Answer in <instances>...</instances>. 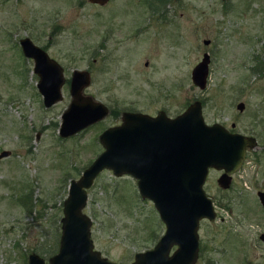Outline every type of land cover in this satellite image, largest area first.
Returning <instances> with one entry per match:
<instances>
[{
	"label": "rangeland",
	"instance_id": "obj_1",
	"mask_svg": "<svg viewBox=\"0 0 264 264\" xmlns=\"http://www.w3.org/2000/svg\"><path fill=\"white\" fill-rule=\"evenodd\" d=\"M24 36L63 68L62 96L49 108L20 51ZM203 53L209 67L201 89L190 73ZM73 69L89 72L82 92L109 113L64 138L58 129ZM195 100L207 124L257 144L229 188L216 182L220 172L208 171L203 188L216 216L198 223L194 264H264L256 198L264 189V0H0V151L9 150L0 158V264H26L29 253L47 263L70 180L101 152L99 133L121 123L125 110L174 117ZM87 198L93 247L108 260L130 263L164 231L131 175L101 171Z\"/></svg>",
	"mask_w": 264,
	"mask_h": 264
},
{
	"label": "water",
	"instance_id": "obj_2",
	"mask_svg": "<svg viewBox=\"0 0 264 264\" xmlns=\"http://www.w3.org/2000/svg\"><path fill=\"white\" fill-rule=\"evenodd\" d=\"M89 1L102 4L107 0ZM18 41L23 56L33 62L36 88L42 104L49 108L62 96L63 68L27 36ZM208 63L209 54L203 53L190 73L192 83L201 89L206 84ZM71 71L70 101L61 112L58 129V136L64 138L109 113L104 103L82 92L90 83L89 72ZM236 106L243 108L242 103ZM120 122L99 133L101 152L77 178L70 180L61 205L58 246L46 264H119L107 261L94 249L89 230L92 220L84 212L87 190L105 169L111 170L114 176L128 174L137 179L139 196L152 202L165 227L155 245L135 253L129 264H194L199 252L198 223L203 218L212 221L216 216L203 188L208 171L212 168L222 171L216 182L222 189L227 188L230 175L242 164L247 148L257 144L255 137L230 132L219 123L207 124L199 100L188 104L174 117L163 110L155 115L125 110ZM8 154L9 150H1L0 158ZM258 196L264 210V191H259ZM259 239L264 244V232ZM172 245L176 249L169 254ZM26 264L45 263L39 254L29 253Z\"/></svg>",
	"mask_w": 264,
	"mask_h": 264
},
{
	"label": "flooded vegetation",
	"instance_id": "obj_3",
	"mask_svg": "<svg viewBox=\"0 0 264 264\" xmlns=\"http://www.w3.org/2000/svg\"><path fill=\"white\" fill-rule=\"evenodd\" d=\"M66 83V82H65ZM126 111H132V110H126ZM134 111H137V110H134ZM133 111V112H134ZM137 112H140V111H137ZM121 119V118H120ZM228 129V128H227ZM230 132L231 131H233L232 129L230 130V129H228ZM234 132V131H233ZM246 152H247V150H246ZM246 152H245V155H246ZM245 155H244V157H245ZM244 157H243V160H244ZM243 163V162H242ZM241 167H242V164L237 168V170L235 171V172H233V174L232 175H230V181H231V183H232V178H233V175L235 174V173H237L238 171H239V169H241ZM213 169V168H212ZM212 169H210V170H212ZM215 170V169H214ZM215 171H218V172H220V174L222 173V171H219V170H215ZM134 179V181H135V186H136V181H137V179H135V178H133ZM231 183H230V185L227 187V188H229L230 186H231ZM137 187V186H136ZM220 187V186H219ZM221 188V187H220ZM227 188H224V189H227ZM257 192H256V198H257V201H259V196H258V192L259 191H264V189H262V190H256ZM137 192H138V190H137ZM148 200V199H147ZM259 203H260V205H261V207H262V204H261V201H259ZM262 211L264 212V210H263V207H262ZM264 232V231H263ZM261 234V233H260ZM259 234V235H260ZM159 240V237H158V239L151 245V247H149V248H146V249H144V250H141V251H146V250H150L154 245H155V243L157 242ZM176 249V246L175 245H172V247H171V250H170V252H169V254H172L173 253V251ZM102 255V254H101ZM103 257H105V256H103ZM106 258V257H105ZM106 260L107 261H113V260H108L107 258H106ZM132 261V260H131ZM130 261V262H131ZM113 262H116V263H118L117 261H113ZM120 263H122V262H120ZM119 263V264H120ZM122 264H129V263H122ZM246 264H251L250 262H248V263H246Z\"/></svg>",
	"mask_w": 264,
	"mask_h": 264
},
{
	"label": "trees",
	"instance_id": "obj_4",
	"mask_svg": "<svg viewBox=\"0 0 264 264\" xmlns=\"http://www.w3.org/2000/svg\"><path fill=\"white\" fill-rule=\"evenodd\" d=\"M30 201V200H29ZM59 238V237H58ZM58 242V241H57ZM54 253H52V255H53ZM51 256V255H50Z\"/></svg>",
	"mask_w": 264,
	"mask_h": 264
}]
</instances>
